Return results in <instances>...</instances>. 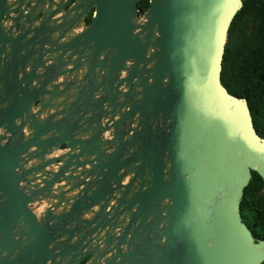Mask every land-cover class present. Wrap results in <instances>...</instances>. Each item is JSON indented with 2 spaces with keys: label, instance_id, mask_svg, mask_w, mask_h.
<instances>
[{
  "label": "water",
  "instance_id": "obj_1",
  "mask_svg": "<svg viewBox=\"0 0 264 264\" xmlns=\"http://www.w3.org/2000/svg\"><path fill=\"white\" fill-rule=\"evenodd\" d=\"M139 2L0 0V264L264 263V139L221 82L243 0Z\"/></svg>",
  "mask_w": 264,
  "mask_h": 264
},
{
  "label": "trees",
  "instance_id": "obj_2",
  "mask_svg": "<svg viewBox=\"0 0 264 264\" xmlns=\"http://www.w3.org/2000/svg\"><path fill=\"white\" fill-rule=\"evenodd\" d=\"M148 6L149 0H140L141 14ZM221 82L231 95L247 101L255 130L264 139V0H243L242 9L233 19L225 45ZM240 213L252 235L264 240V187L256 173H252L244 190Z\"/></svg>",
  "mask_w": 264,
  "mask_h": 264
},
{
  "label": "flooded vegetation",
  "instance_id": "obj_3",
  "mask_svg": "<svg viewBox=\"0 0 264 264\" xmlns=\"http://www.w3.org/2000/svg\"><path fill=\"white\" fill-rule=\"evenodd\" d=\"M72 3H73V2H72ZM72 3H71V4H72ZM71 4H70V5H71ZM70 5H69V6H70ZM69 6H67V8H68ZM91 12H92L91 14H93V11H91ZM15 15H18V12H16ZM91 17H92V15L90 16V20L87 22V19L89 18V15H88V17L86 18V22H85L84 25H87V24L90 23V21H91ZM40 18H41V17H40ZM40 18H38L37 23H38V21H40ZM2 24H3V28H4L5 31H7L8 28H9V30H10V27H11V24H12V17L4 18ZM35 105H38V101L35 102ZM63 149H64V146L62 147V151H63ZM59 153H60V151L56 152V154H54L52 157H53V158H54V157L57 158L58 155H59ZM56 164H60V162L57 161ZM53 168L55 169L56 167L53 166ZM50 175H51V172H47V173H46V176H50ZM73 175L76 176V174H73ZM82 185H84V184H81L80 187H82ZM263 187H264V185H263ZM247 227H248V226H247ZM250 231H251V230H250ZM251 233H252V232H251ZM255 239H256V238H255ZM86 260H87V259H84L80 264H85Z\"/></svg>",
  "mask_w": 264,
  "mask_h": 264
},
{
  "label": "rangeland",
  "instance_id": "obj_4",
  "mask_svg": "<svg viewBox=\"0 0 264 264\" xmlns=\"http://www.w3.org/2000/svg\"><path fill=\"white\" fill-rule=\"evenodd\" d=\"M89 16H90V14H89Z\"/></svg>",
  "mask_w": 264,
  "mask_h": 264
}]
</instances>
